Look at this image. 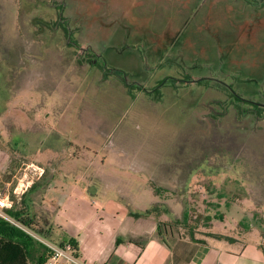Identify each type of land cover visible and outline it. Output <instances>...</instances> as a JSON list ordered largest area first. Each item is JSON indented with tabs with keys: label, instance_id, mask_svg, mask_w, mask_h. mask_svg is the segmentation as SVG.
<instances>
[{
	"label": "rangeland",
	"instance_id": "1",
	"mask_svg": "<svg viewBox=\"0 0 264 264\" xmlns=\"http://www.w3.org/2000/svg\"><path fill=\"white\" fill-rule=\"evenodd\" d=\"M228 86L264 105V0H0V157L22 190L264 242V112L239 118Z\"/></svg>",
	"mask_w": 264,
	"mask_h": 264
},
{
	"label": "crops",
	"instance_id": "2",
	"mask_svg": "<svg viewBox=\"0 0 264 264\" xmlns=\"http://www.w3.org/2000/svg\"><path fill=\"white\" fill-rule=\"evenodd\" d=\"M5 157H0V188L10 194L11 187L15 186L11 190L14 196L10 194L15 205L7 214L21 223L20 217L28 218L31 225H24L55 244H72L85 264H264V242L255 231L258 237L250 241L245 235H226L233 240H207L191 235L172 237L159 227L163 221L156 214L136 217L149 209L130 210L112 200L102 201L98 207V203H89L85 197L75 199L77 188L68 195L64 193L65 199L58 198L60 191L52 186L54 179L45 183L43 178L37 187H28L22 194V179L16 187L18 170L12 169ZM61 189L65 191L63 185ZM37 204L41 211L36 210ZM11 210L18 211L17 216H12ZM11 226L36 243L26 264H44L47 248L25 231ZM0 231L7 233L1 226Z\"/></svg>",
	"mask_w": 264,
	"mask_h": 264
},
{
	"label": "trees",
	"instance_id": "3",
	"mask_svg": "<svg viewBox=\"0 0 264 264\" xmlns=\"http://www.w3.org/2000/svg\"><path fill=\"white\" fill-rule=\"evenodd\" d=\"M64 30L67 32V34L69 33L67 28H64ZM94 57L95 56H93L92 50H88L86 52V57L83 58V61L91 62V59ZM95 65H98V64H95ZM101 67L103 68V66ZM170 81L174 82L173 79ZM232 95L238 103L245 104L246 101L241 100V98H239L236 94L235 95L232 94ZM252 106H253L252 109L250 108L247 110L244 109L243 107H238L237 116L239 118H244L248 116L255 117V118H261V116H263L264 107L261 106L260 104H254V103H252ZM213 114H214L213 116H215V113ZM216 114H218V112ZM37 185L38 184L36 183L33 188L37 187ZM23 200L24 199H22V202ZM155 210H158V208L154 207L153 212L152 210H148L144 214H136V217H141L143 215L146 216V215L152 214L155 212ZM9 213L12 216H17L18 211L11 210L9 211ZM19 214L22 215V212H19ZM187 217H188L187 212H185L184 217H183L184 221L187 219ZM20 220L22 221V223L27 224L28 226L31 225V222L28 221L29 220L28 218H25L22 216L20 217ZM0 221H1L0 226L5 231H7V233L0 231V264H26L27 261L29 262V259L32 256L36 243L32 241L31 238L24 235L21 231L12 227L10 224L6 223L3 220H0ZM161 225L162 223H160L159 227H162ZM191 236L194 238L193 234ZM215 236L218 239L226 238L228 240H233L231 238L220 236V235H215Z\"/></svg>",
	"mask_w": 264,
	"mask_h": 264
},
{
	"label": "built area",
	"instance_id": "4",
	"mask_svg": "<svg viewBox=\"0 0 264 264\" xmlns=\"http://www.w3.org/2000/svg\"><path fill=\"white\" fill-rule=\"evenodd\" d=\"M31 166H33L34 170L36 171L35 176L37 177H34V179L36 178V181L40 180V178L44 175V169L35 165ZM34 184V181H29L27 185H23V187H25V190H22V194L28 189V187H33ZM14 205L15 201L12 199L11 195L5 189L0 188V219L25 231L36 241L40 242L47 248L48 258L44 264H85L78 258L76 254V248L72 244H55L7 214L6 211L12 209Z\"/></svg>",
	"mask_w": 264,
	"mask_h": 264
},
{
	"label": "flooded vegetation",
	"instance_id": "5",
	"mask_svg": "<svg viewBox=\"0 0 264 264\" xmlns=\"http://www.w3.org/2000/svg\"><path fill=\"white\" fill-rule=\"evenodd\" d=\"M228 89L229 90H231L232 91V93L235 95L236 93H234L233 92V90L231 89V87H229L228 86ZM237 95V94H236ZM239 98H241L239 95H237ZM241 100H243V101H250L251 102V100H248V99H243V98H241ZM251 103H254V104H259V103H256V102H251ZM261 106H263L262 104H260ZM264 107V106H263Z\"/></svg>",
	"mask_w": 264,
	"mask_h": 264
},
{
	"label": "water",
	"instance_id": "6",
	"mask_svg": "<svg viewBox=\"0 0 264 264\" xmlns=\"http://www.w3.org/2000/svg\"><path fill=\"white\" fill-rule=\"evenodd\" d=\"M264 106V105H263Z\"/></svg>",
	"mask_w": 264,
	"mask_h": 264
}]
</instances>
